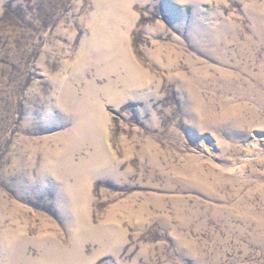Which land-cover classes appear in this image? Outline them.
Here are the masks:
<instances>
[{"label": "rangeland", "instance_id": "obj_1", "mask_svg": "<svg viewBox=\"0 0 264 264\" xmlns=\"http://www.w3.org/2000/svg\"><path fill=\"white\" fill-rule=\"evenodd\" d=\"M250 5L0 0V264H264V98L251 91L264 93V18ZM235 37L230 54L210 45ZM209 65L238 87L191 91ZM221 100L246 108L245 137L204 116Z\"/></svg>", "mask_w": 264, "mask_h": 264}, {"label": "bare ground", "instance_id": "obj_2", "mask_svg": "<svg viewBox=\"0 0 264 264\" xmlns=\"http://www.w3.org/2000/svg\"><path fill=\"white\" fill-rule=\"evenodd\" d=\"M249 1L252 3V5H250L249 7H251V9H254V10L260 12L259 16L264 18V4H262V5L257 4L256 0H249ZM209 41H210V43H212L214 40L209 38ZM235 41H236V37L233 40H231V41H226V39H223L219 43H217V41H216V42H214V43H212L210 45L211 46H217V45L220 46L221 45V48L227 49L228 54H230L231 47L236 45V44H233L231 42H235ZM239 45L240 44H238L237 46L239 47ZM216 53H217V51H216ZM252 54H254V53L252 52ZM252 54L248 53L249 56H253ZM210 56H213L217 60V62H219L220 64L225 63L227 61L224 58L225 56L223 57L222 54L218 55V54H215V53L212 52V54ZM238 56H241V55L239 54V55H237L235 57H238ZM263 56H264V53H263ZM223 59H225V60H223ZM252 62H254V61H252ZM262 65H263V68H264V61H262L261 67H262ZM191 72H192V74H191L192 75V79H190V82L185 80V81H187L186 85L187 86L190 85L191 91L192 90H194V91L196 90V84H198L197 87H199L200 85L201 86L203 85V86L206 87L207 90H211L212 92H219L220 90L223 89V86H227L228 89H230V90L236 89L238 87V82L235 80V77L233 75H231V74H229V73H227V72H225L223 70H218L214 66H210L209 65V67L204 68L203 71L199 70V69L195 70V68H193ZM181 73L182 72H179V74H181ZM251 77H252V74H251ZM256 80H259V82L261 84H263V81L260 79L259 76L256 78ZM202 81H205V84H203ZM216 85H218V87H216ZM197 90H199V89H197ZM252 90L260 98H264V93L259 92L255 86L251 88V91ZM198 103L194 100V98L191 99L189 94H187V106H189V109L191 111H193V112H195L197 114H198V111L201 112V109L203 108ZM219 106H220L221 110H220V113L217 114V111H218L217 109L219 108ZM206 111L207 112H205L204 116L205 117H211V118L215 119L221 125L222 132H223L224 129H226V131H227V133H228V135L230 137H232V138H236V137L242 138V137H245L247 135V129L248 128H244V127H245V125L249 126V124L245 121V118H244V114H245L246 108L241 103L230 102L229 100H221L219 105H214V107H213V105H208V108L206 109ZM251 116L257 117V114H254V115H251ZM198 117H199V114H198ZM150 158H151L152 161L157 160L156 156L153 155V154L150 155ZM182 175L184 177H186V178H189L192 182L193 181L196 182V181L199 180L200 183L199 182L198 183L200 184V187L202 189H203V185H205L207 187L209 186L208 179L211 176H209L208 172H206V173L203 172L202 168L199 167V166L194 167L191 163L185 164V166L182 168ZM212 182H222V181H221V178L219 177V175L216 174L215 176H213V181ZM210 186H211V184H210ZM257 223L262 224L260 221H257Z\"/></svg>", "mask_w": 264, "mask_h": 264}]
</instances>
